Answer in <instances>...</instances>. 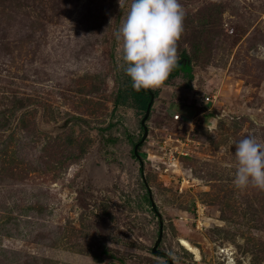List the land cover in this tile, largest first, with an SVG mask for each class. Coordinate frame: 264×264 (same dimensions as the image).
<instances>
[{"label": "rangeland", "instance_id": "obj_1", "mask_svg": "<svg viewBox=\"0 0 264 264\" xmlns=\"http://www.w3.org/2000/svg\"><path fill=\"white\" fill-rule=\"evenodd\" d=\"M181 3L140 140L131 0H0V264H264V191L233 183L234 142L264 141V0Z\"/></svg>", "mask_w": 264, "mask_h": 264}, {"label": "clouds", "instance_id": "obj_2", "mask_svg": "<svg viewBox=\"0 0 264 264\" xmlns=\"http://www.w3.org/2000/svg\"><path fill=\"white\" fill-rule=\"evenodd\" d=\"M125 3L119 0L123 12ZM185 15L181 0H131L114 36L120 66L136 90L162 87L177 67ZM234 145V186L264 191V141L249 134Z\"/></svg>", "mask_w": 264, "mask_h": 264}, {"label": "trees", "instance_id": "obj_3", "mask_svg": "<svg viewBox=\"0 0 264 264\" xmlns=\"http://www.w3.org/2000/svg\"><path fill=\"white\" fill-rule=\"evenodd\" d=\"M128 79H129L128 80L129 83L131 84V87L125 86V87L120 88L121 90L119 91L117 98L115 100V109L120 107L121 105L129 104L130 99L133 98L136 100V102L138 104L146 103V110H147V106L149 103H151V106H152L153 100L151 98H152V95L155 94L156 92H153L151 90H146V89L136 90L132 86L131 78H128ZM167 83H168V79L164 84H167ZM142 171L143 170H142V166H141V172ZM143 181H144V184L147 185L144 178H143ZM148 193H149V191H148ZM148 201L151 203V206L153 207V211L158 212L157 207L153 206L150 197L148 198Z\"/></svg>", "mask_w": 264, "mask_h": 264}, {"label": "water", "instance_id": "obj_4", "mask_svg": "<svg viewBox=\"0 0 264 264\" xmlns=\"http://www.w3.org/2000/svg\"><path fill=\"white\" fill-rule=\"evenodd\" d=\"M153 95H152V100H153ZM150 108H151V103H149L148 104V106H147V110H146V113H145V115H144V117H143V119H142V124H143V126H144V128H145V131H144V134H143V137H142V139L141 140H144L145 138H146V136L148 135V129H147V126H146V123H145V121H146V119H147V117H148V115H149V113H150ZM137 145V144H136ZM137 147V146H136ZM137 156H140V154L137 152ZM150 198L152 199V204H153V206H156V203L154 202V200H153V195L152 194H150ZM161 236H162V230H161V234H160V237H159V239H158V241H160V239H161ZM158 241H157V243H158ZM156 243V244H157ZM157 246V245H156ZM154 247V251H155V253H158V254H160V253H162V251H159L158 249H157V247ZM170 264H172V260H171V258H170Z\"/></svg>", "mask_w": 264, "mask_h": 264}, {"label": "bare ground", "instance_id": "obj_5", "mask_svg": "<svg viewBox=\"0 0 264 264\" xmlns=\"http://www.w3.org/2000/svg\"><path fill=\"white\" fill-rule=\"evenodd\" d=\"M182 243L186 246H188L189 248H192V245L186 240V239H182ZM197 248V247H195ZM195 250V249H194Z\"/></svg>", "mask_w": 264, "mask_h": 264}]
</instances>
